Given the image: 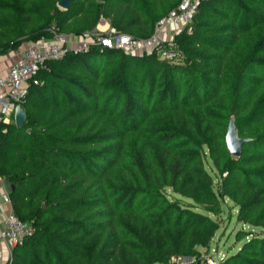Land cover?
<instances>
[{"label":"trees","instance_id":"16d2710c","mask_svg":"<svg viewBox=\"0 0 264 264\" xmlns=\"http://www.w3.org/2000/svg\"><path fill=\"white\" fill-rule=\"evenodd\" d=\"M60 1L0 0V56L101 20L148 39L182 2ZM174 41L179 65L96 42L41 71L24 128L0 136V176L35 229L13 264H198L228 201L249 229L219 264H264V0H200Z\"/></svg>","mask_w":264,"mask_h":264},{"label":"built area","instance_id":"2783aa9c","mask_svg":"<svg viewBox=\"0 0 264 264\" xmlns=\"http://www.w3.org/2000/svg\"><path fill=\"white\" fill-rule=\"evenodd\" d=\"M199 3L200 0H182L178 9L158 23L154 34L148 39H136L111 27L107 31L97 28L80 37L55 34L52 39L32 43L8 74L0 76V136L7 132V126L15 124L13 116L18 106L26 104L30 89L40 85L41 71L49 70L51 62L62 59L69 51H87L91 44L97 42L108 49H120L131 55L157 52L163 61L182 64L184 55L174 39L191 25ZM77 40H80L79 43ZM3 199L6 203H12L10 193L5 194ZM34 231L33 222L22 221L12 210L6 218L5 228L0 229V264H13V248ZM223 259L217 260L211 256L205 264H219Z\"/></svg>","mask_w":264,"mask_h":264},{"label":"rangeland","instance_id":"374dc122","mask_svg":"<svg viewBox=\"0 0 264 264\" xmlns=\"http://www.w3.org/2000/svg\"><path fill=\"white\" fill-rule=\"evenodd\" d=\"M106 22L110 23L107 20H101L100 24L104 25ZM101 30L104 29L101 28ZM78 41L80 40H77L76 42ZM13 121L15 122V115L13 116ZM237 212L238 209L235 207V205L228 201V205L224 206V212L222 216L218 219V222L220 223V229L210 244V247L199 248L201 260L198 262V264H205L211 256H214L217 260H220L221 258H227L228 256L235 254L239 248L243 246L246 240L238 241L237 232L242 229L248 230L249 228L237 222ZM178 262L181 264H188L194 262V260L181 258Z\"/></svg>","mask_w":264,"mask_h":264},{"label":"water","instance_id":"95a60500","mask_svg":"<svg viewBox=\"0 0 264 264\" xmlns=\"http://www.w3.org/2000/svg\"><path fill=\"white\" fill-rule=\"evenodd\" d=\"M73 0H61L58 4L62 10H69ZM100 3H104L107 0H97ZM27 121V113L22 106H18L15 113V125L18 129H23ZM30 133L31 130H28ZM248 139L240 138L238 128L236 126L235 118H232L229 124L228 132L226 134V144L230 154L235 158L242 156L243 146ZM5 184L9 193L15 191L16 186L12 185L10 180L6 179Z\"/></svg>","mask_w":264,"mask_h":264},{"label":"crops","instance_id":"0c3cea01","mask_svg":"<svg viewBox=\"0 0 264 264\" xmlns=\"http://www.w3.org/2000/svg\"><path fill=\"white\" fill-rule=\"evenodd\" d=\"M103 28L104 30H101ZM111 28V24L106 22L104 25L98 27L101 31H107ZM32 45V43H25L18 51L13 52L7 56H0V76H6L12 65L21 57L22 53ZM5 178L0 180V229L5 228V221L9 213L13 210L12 203L4 202V195L9 193L5 184ZM240 249V248H239Z\"/></svg>","mask_w":264,"mask_h":264}]
</instances>
